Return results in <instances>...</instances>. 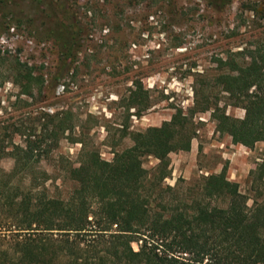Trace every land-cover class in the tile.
Instances as JSON below:
<instances>
[{"label":"rangeland","instance_id":"obj_1","mask_svg":"<svg viewBox=\"0 0 264 264\" xmlns=\"http://www.w3.org/2000/svg\"><path fill=\"white\" fill-rule=\"evenodd\" d=\"M254 4L263 8L264 0H231L222 9L208 0H0V50L8 58L0 64V77H8L0 85V181L14 165L13 144L36 138L30 161L35 172L16 179L66 197L75 183L63 168L77 165L82 145L71 135L110 161L115 151L132 144L129 135L123 136L124 123L127 132L142 131L171 119L177 109L188 113L194 90L207 85L224 105L226 94L214 82L215 59L264 45V16L250 8ZM71 35L77 41L71 45L74 59L65 67L61 56ZM14 60L43 75L40 93L19 92L9 78ZM61 67L64 74L53 87L52 77ZM134 79L141 81L148 105L140 115L125 108ZM58 111H70L78 126L54 136L52 118ZM226 113L242 118L244 109L227 105ZM192 120L190 149L169 153L172 171L165 183L185 187L225 166L227 178L252 194L251 171L264 163V140L252 148L234 143L216 130L210 109L195 112ZM157 162L151 155L143 159L150 170ZM42 171L47 174L43 183Z\"/></svg>","mask_w":264,"mask_h":264},{"label":"trees","instance_id":"obj_2","mask_svg":"<svg viewBox=\"0 0 264 264\" xmlns=\"http://www.w3.org/2000/svg\"><path fill=\"white\" fill-rule=\"evenodd\" d=\"M230 2L208 0L215 9ZM250 8L264 16V7ZM76 42L71 35L70 45L63 46L65 67L74 59L71 45ZM5 56L0 50V64ZM215 60L214 82L226 94L224 105L205 82L194 90L188 113L177 109L171 119L142 131L127 132L124 123L123 136L129 135L132 144L115 151L110 161L71 135L82 145L77 165L63 168L75 183L66 197L16 179L35 172L30 161L38 145L30 137L23 145L13 144L14 165L0 181V264H264V163L251 171L252 194L227 178L225 166L185 187L165 183L172 171L169 153L190 149L195 112L212 110L216 130L234 143L252 148L264 140V45L244 46ZM65 67L52 77L53 87ZM10 70L21 94L41 92L45 80L32 66L14 60ZM6 78L0 77V85ZM132 85L125 108L140 115L148 107L145 90L138 79ZM227 105L242 107L244 116L227 114ZM52 123L54 136L78 126L70 111L54 113ZM149 155L158 160L151 170L143 164ZM41 174L43 183L47 174Z\"/></svg>","mask_w":264,"mask_h":264}]
</instances>
